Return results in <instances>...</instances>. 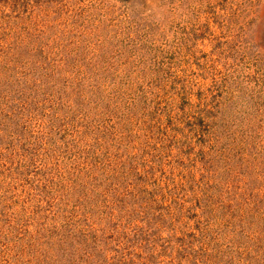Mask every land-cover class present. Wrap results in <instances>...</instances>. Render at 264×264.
I'll list each match as a JSON object with an SVG mask.
<instances>
[{"label": "rangeland", "instance_id": "1", "mask_svg": "<svg viewBox=\"0 0 264 264\" xmlns=\"http://www.w3.org/2000/svg\"><path fill=\"white\" fill-rule=\"evenodd\" d=\"M236 2L0 0V264H264V0Z\"/></svg>", "mask_w": 264, "mask_h": 264}, {"label": "trees", "instance_id": "2", "mask_svg": "<svg viewBox=\"0 0 264 264\" xmlns=\"http://www.w3.org/2000/svg\"><path fill=\"white\" fill-rule=\"evenodd\" d=\"M236 5L237 7L236 8H233L231 10V17H229V19L231 18V21H234L235 19V16H239L241 11L243 10H240L241 6L244 5V6H247V5H250L251 4V0H236ZM241 29H243L242 27H240Z\"/></svg>", "mask_w": 264, "mask_h": 264}]
</instances>
